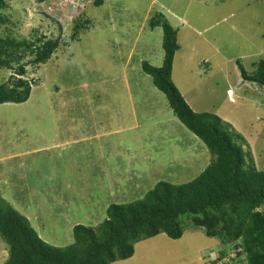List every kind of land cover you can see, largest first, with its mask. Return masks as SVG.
Instances as JSON below:
<instances>
[{"label": "rangeland", "instance_id": "1", "mask_svg": "<svg viewBox=\"0 0 264 264\" xmlns=\"http://www.w3.org/2000/svg\"><path fill=\"white\" fill-rule=\"evenodd\" d=\"M4 2L2 33L13 38L32 41L34 30L55 38L56 23H79L73 33L65 26L46 64L25 68L29 99L0 106V199L45 243L66 247L74 226L97 227L109 205L141 199L161 181L190 182L213 161L141 70L163 60L162 29L148 28L156 13L180 36L172 81L187 105L227 123L264 171V87L244 81L237 65L251 75L264 59V0ZM14 70L2 69L0 84ZM181 219L180 239L143 240L115 264L213 262L225 248ZM7 258L0 237V264Z\"/></svg>", "mask_w": 264, "mask_h": 264}, {"label": "trees", "instance_id": "2", "mask_svg": "<svg viewBox=\"0 0 264 264\" xmlns=\"http://www.w3.org/2000/svg\"><path fill=\"white\" fill-rule=\"evenodd\" d=\"M4 0H0V71L15 69L0 84V106L23 104L30 96L26 67L38 68L59 47L65 23H56L55 38L32 32L34 40L3 35L7 27ZM69 12V11H68ZM67 12V13H68ZM82 14V13H81ZM148 28L162 29L161 66L143 62L142 72L151 77L176 120L209 150L213 161L196 178L185 184L161 181L141 199L128 204H111L106 219L97 227L76 225L73 241L62 248L40 239L29 221L0 199V237L8 247L4 264H113L130 259L143 240L165 235L178 240L185 231L182 217L207 238H216L225 249L209 264L220 263L230 248H241L238 259L244 264H264V171L256 169L244 150L245 140L230 130L218 116L194 113L172 81V66L179 46L177 31L163 14L156 13ZM82 17V15H80ZM79 25L74 21L67 31ZM3 32V33H2ZM5 34V33H4ZM29 57L26 63L22 60ZM241 78L264 86V59L249 75L237 61ZM241 255L243 259L239 258ZM232 261V260H231Z\"/></svg>", "mask_w": 264, "mask_h": 264}, {"label": "built area", "instance_id": "3", "mask_svg": "<svg viewBox=\"0 0 264 264\" xmlns=\"http://www.w3.org/2000/svg\"><path fill=\"white\" fill-rule=\"evenodd\" d=\"M241 253H243L241 248H231L222 262L214 264H244L238 259V255ZM242 256L239 258L243 259Z\"/></svg>", "mask_w": 264, "mask_h": 264}, {"label": "clouds", "instance_id": "4", "mask_svg": "<svg viewBox=\"0 0 264 264\" xmlns=\"http://www.w3.org/2000/svg\"><path fill=\"white\" fill-rule=\"evenodd\" d=\"M161 64H162V63H161ZM161 64L159 65V67L161 66ZM156 66H157V65H156ZM172 71H173V70H172ZM173 82H174V81H173ZM175 83H176V82H175ZM250 83H252V82H250ZM253 83H254V82H253ZM256 85H258V84H256ZM176 86L178 87L177 84H176ZM258 86H259V85H258ZM260 87L263 88L264 86H260ZM229 93L231 94V92H229ZM166 101H167V100H166ZM168 106H169V105H168ZM170 113H171V111H170ZM171 115H172V114H171ZM173 118L176 119L174 116H173ZM226 124H227V123H226ZM185 129H186V128H185ZM186 130H187V129H186ZM189 132H190V131H189ZM190 133H191V132H190ZM191 134H192V133H191ZM105 219H106V218H105ZM154 238H155V237H154ZM147 240H148V239H147ZM233 248H234V247H233ZM230 249H231V248H230ZM230 249H229V250H230ZM229 250H228V251H229Z\"/></svg>", "mask_w": 264, "mask_h": 264}, {"label": "crops", "instance_id": "5", "mask_svg": "<svg viewBox=\"0 0 264 264\" xmlns=\"http://www.w3.org/2000/svg\"><path fill=\"white\" fill-rule=\"evenodd\" d=\"M177 16V15H176ZM166 18V17H165ZM168 19V18H167ZM170 19V18H169ZM176 27H178V25H175ZM176 31H177V28H175V27H173ZM178 32V31H177ZM179 38H178V41L177 42H179V39H180V36H178ZM179 46V45H178ZM160 61V60H159ZM159 61L157 62V63H159ZM153 65H155V64H153ZM157 66H159V65H157ZM175 82V81H174ZM176 84H177V82H176ZM136 122V121H135ZM115 264V263H114Z\"/></svg>", "mask_w": 264, "mask_h": 264}, {"label": "bare ground", "instance_id": "6", "mask_svg": "<svg viewBox=\"0 0 264 264\" xmlns=\"http://www.w3.org/2000/svg\"><path fill=\"white\" fill-rule=\"evenodd\" d=\"M231 95V94H230Z\"/></svg>", "mask_w": 264, "mask_h": 264}, {"label": "water", "instance_id": "7", "mask_svg": "<svg viewBox=\"0 0 264 264\" xmlns=\"http://www.w3.org/2000/svg\"><path fill=\"white\" fill-rule=\"evenodd\" d=\"M230 94V93H229Z\"/></svg>", "mask_w": 264, "mask_h": 264}]
</instances>
